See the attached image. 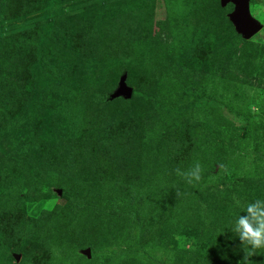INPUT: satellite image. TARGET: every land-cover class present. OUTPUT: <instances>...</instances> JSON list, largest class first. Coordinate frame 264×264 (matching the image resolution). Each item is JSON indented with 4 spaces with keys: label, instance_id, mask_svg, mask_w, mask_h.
<instances>
[{
    "label": "rangeland",
    "instance_id": "rangeland-1",
    "mask_svg": "<svg viewBox=\"0 0 264 264\" xmlns=\"http://www.w3.org/2000/svg\"><path fill=\"white\" fill-rule=\"evenodd\" d=\"M234 11L0 0V264H238L235 201L264 199V0L249 40Z\"/></svg>",
    "mask_w": 264,
    "mask_h": 264
},
{
    "label": "clouds",
    "instance_id": "clouds-1",
    "mask_svg": "<svg viewBox=\"0 0 264 264\" xmlns=\"http://www.w3.org/2000/svg\"><path fill=\"white\" fill-rule=\"evenodd\" d=\"M175 172L187 183L192 184L202 179L203 169L197 161L188 170L177 168ZM235 204L243 213L237 215L232 228L244 253L238 264H254L251 258L264 251V199H255L246 204L236 200Z\"/></svg>",
    "mask_w": 264,
    "mask_h": 264
},
{
    "label": "water",
    "instance_id": "water-1",
    "mask_svg": "<svg viewBox=\"0 0 264 264\" xmlns=\"http://www.w3.org/2000/svg\"><path fill=\"white\" fill-rule=\"evenodd\" d=\"M227 2L232 3L235 7V11L230 15V19L237 32L240 33L244 39H251L261 30V26L256 20L251 18L249 11L250 0H223V4ZM132 94V89L126 86L125 80L122 79L113 97L123 96L125 98H130ZM86 255L89 256L88 251H86Z\"/></svg>",
    "mask_w": 264,
    "mask_h": 264
},
{
    "label": "trees",
    "instance_id": "trees-1",
    "mask_svg": "<svg viewBox=\"0 0 264 264\" xmlns=\"http://www.w3.org/2000/svg\"><path fill=\"white\" fill-rule=\"evenodd\" d=\"M134 94H136V93H134ZM133 95V94H132ZM108 97H110V96H108ZM104 99H107V97L106 98H104Z\"/></svg>",
    "mask_w": 264,
    "mask_h": 264
}]
</instances>
